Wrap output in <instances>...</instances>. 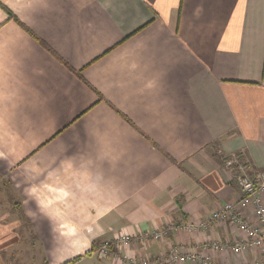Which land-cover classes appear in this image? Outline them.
<instances>
[{
    "label": "crops",
    "instance_id": "obj_1",
    "mask_svg": "<svg viewBox=\"0 0 264 264\" xmlns=\"http://www.w3.org/2000/svg\"><path fill=\"white\" fill-rule=\"evenodd\" d=\"M231 153L264 168V0H0V264L232 240Z\"/></svg>",
    "mask_w": 264,
    "mask_h": 264
},
{
    "label": "built area",
    "instance_id": "obj_2",
    "mask_svg": "<svg viewBox=\"0 0 264 264\" xmlns=\"http://www.w3.org/2000/svg\"><path fill=\"white\" fill-rule=\"evenodd\" d=\"M224 165L230 171L240 196L228 201L215 209L208 217V222H223L239 232L231 239L210 240L203 242L198 247L189 246L182 248L173 245L161 256L148 254H122L116 255V264H178L194 262L195 264H221L214 257L215 253H230L238 256L246 251H252L255 259L251 264H264V168H253L239 154L231 153L224 157ZM188 227L205 230L208 224L199 222ZM175 230V225L168 224L151 233L139 236L142 243L150 239H164L167 232ZM130 235H123L118 242L104 240L94 250L98 258L112 254L114 248L128 244L135 240ZM114 247V248H112Z\"/></svg>",
    "mask_w": 264,
    "mask_h": 264
},
{
    "label": "rangeland",
    "instance_id": "obj_3",
    "mask_svg": "<svg viewBox=\"0 0 264 264\" xmlns=\"http://www.w3.org/2000/svg\"><path fill=\"white\" fill-rule=\"evenodd\" d=\"M7 192L10 194V188L7 186V184L5 182H0V202H3V201L6 200L5 198H6ZM27 239H29V236H27ZM27 243L28 242H26L25 244H23V246H21V247L25 248V245ZM112 248H114V247H112ZM112 254H115V256L116 255H119V254H117V250L115 248H114V251L112 252ZM109 255L110 254H108V256ZM108 256L106 258H108ZM92 264H98V263H92Z\"/></svg>",
    "mask_w": 264,
    "mask_h": 264
},
{
    "label": "trees",
    "instance_id": "obj_4",
    "mask_svg": "<svg viewBox=\"0 0 264 264\" xmlns=\"http://www.w3.org/2000/svg\"><path fill=\"white\" fill-rule=\"evenodd\" d=\"M100 244H101L100 241L97 242L93 241L91 251H94Z\"/></svg>",
    "mask_w": 264,
    "mask_h": 264
}]
</instances>
